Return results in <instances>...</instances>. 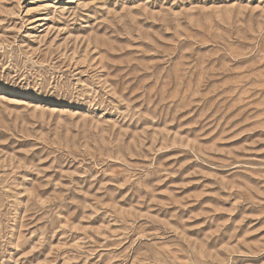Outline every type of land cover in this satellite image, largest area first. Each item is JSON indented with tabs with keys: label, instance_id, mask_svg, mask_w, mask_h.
I'll return each instance as SVG.
<instances>
[{
	"label": "rangeland",
	"instance_id": "rangeland-1",
	"mask_svg": "<svg viewBox=\"0 0 264 264\" xmlns=\"http://www.w3.org/2000/svg\"><path fill=\"white\" fill-rule=\"evenodd\" d=\"M0 264H264V0H0Z\"/></svg>",
	"mask_w": 264,
	"mask_h": 264
}]
</instances>
